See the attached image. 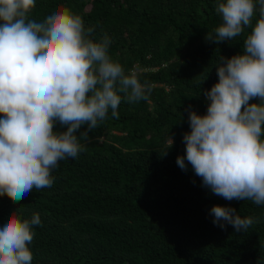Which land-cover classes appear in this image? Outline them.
<instances>
[{"label":"trees","instance_id":"obj_1","mask_svg":"<svg viewBox=\"0 0 264 264\" xmlns=\"http://www.w3.org/2000/svg\"><path fill=\"white\" fill-rule=\"evenodd\" d=\"M217 3L36 0L30 18L39 22L64 9L79 15L94 29L91 38L107 35L111 58L126 74L138 69L152 92L150 103L122 100L119 119L109 112L81 141L85 150L52 171L50 188L34 189L19 204L0 197V224L10 215L40 216L29 245L32 264H264V206L215 196L190 165L182 171L176 164L185 154L183 135L190 132L189 106L206 114L204 91L218 82L220 56L241 53L251 31L230 42L206 41L222 22ZM259 18L257 4L252 24ZM54 130L66 128L57 124ZM168 135L174 140L170 148ZM214 205L257 223L247 232L231 225L221 230L209 214Z\"/></svg>","mask_w":264,"mask_h":264},{"label":"clouds","instance_id":"obj_2","mask_svg":"<svg viewBox=\"0 0 264 264\" xmlns=\"http://www.w3.org/2000/svg\"><path fill=\"white\" fill-rule=\"evenodd\" d=\"M35 3L0 0V197L16 204L34 189L50 188L59 162L77 158L85 150L81 141L109 112L119 119L122 100L150 103L152 92L138 69L126 74L111 58L107 35L94 41V29L67 9L38 22L30 18ZM257 4L260 18L253 25ZM215 11L222 22L207 32L206 41L230 42L251 31L241 53L220 56L218 82L204 91L206 114L189 106L190 132L183 135L185 154L176 164L182 171L190 165L215 196L264 206V0H218ZM57 124L66 130H54ZM167 143L173 145L172 136ZM209 214L221 230L231 225L247 232L257 223L231 207L214 205ZM40 225L38 213L6 217L0 224V264H32L29 245Z\"/></svg>","mask_w":264,"mask_h":264}]
</instances>
